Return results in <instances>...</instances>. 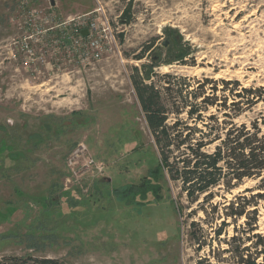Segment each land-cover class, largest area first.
I'll return each mask as SVG.
<instances>
[{
	"label": "rangeland",
	"instance_id": "1",
	"mask_svg": "<svg viewBox=\"0 0 264 264\" xmlns=\"http://www.w3.org/2000/svg\"><path fill=\"white\" fill-rule=\"evenodd\" d=\"M38 10L51 18L52 29L36 33L32 54L17 50L18 24L28 20L22 13ZM106 22L117 45L103 31ZM78 25L91 36L79 39L73 31ZM94 38L105 50L99 59ZM151 58L154 71L172 74L176 84L186 77L193 87L204 78L264 87V0H0V258L214 263L209 247L197 251L190 236L195 222L210 243L205 216L161 168L131 82L133 68L141 70ZM262 114L258 104L234 122L249 126L257 120L264 130ZM211 115L222 119L215 108L203 119L209 122ZM79 145L85 146L79 162L90 157L103 169L95 175L80 168L66 185L67 160ZM258 182L246 180L230 193L214 189L220 193L212 204L224 202L220 194L230 200L247 188L253 190L247 197L260 192ZM130 187L147 196L129 200L122 190ZM250 200L257 202L264 235V199Z\"/></svg>",
	"mask_w": 264,
	"mask_h": 264
},
{
	"label": "trees",
	"instance_id": "2",
	"mask_svg": "<svg viewBox=\"0 0 264 264\" xmlns=\"http://www.w3.org/2000/svg\"><path fill=\"white\" fill-rule=\"evenodd\" d=\"M128 11L122 13L121 21ZM150 49L147 47L136 59H142ZM187 54H181L179 61ZM155 63L151 58L150 64L143 65L141 70L134 67L131 82L161 168L179 186L181 196L190 205H199L205 216L203 220L212 232L207 244L208 235L203 228L195 222L189 224L196 228L190 232L196 250L201 251L207 245L214 261L204 258L196 264H264V235L258 231L257 202L250 200L264 199V130L257 120L249 126L234 122L258 104L264 111V87L253 84L244 87L237 79L210 78L197 81L193 87L186 82V77H179L181 84H176L172 74L155 72ZM157 78H162L164 84L157 85ZM217 92L221 96L215 95ZM210 108L220 112L222 119L211 115L209 122L205 121L203 115ZM261 118L264 124V114ZM169 119L172 120L169 122ZM253 179L259 180L255 190L260 192L247 197L246 193L253 191L247 188L230 200L220 194L224 202L212 204L220 193L214 189L230 193ZM122 193L129 200L137 195L144 200L147 196L146 191L133 193L132 187ZM231 225L232 233L228 234L227 228ZM0 264L61 263L31 256H2Z\"/></svg>",
	"mask_w": 264,
	"mask_h": 264
},
{
	"label": "built area",
	"instance_id": "3",
	"mask_svg": "<svg viewBox=\"0 0 264 264\" xmlns=\"http://www.w3.org/2000/svg\"><path fill=\"white\" fill-rule=\"evenodd\" d=\"M43 10H38V11H34V12H24V15L22 13L21 18L24 17H28V20L24 21L23 24V19L22 22H20L18 24V33L19 35H21L22 39L13 42V45L16 46L17 50L18 48L21 50H24L26 53L32 54V48L30 43H39L38 38L33 39V37L37 34L36 33H41L42 30L46 31L48 29H52V27H50L48 25L49 23V19L51 21V18L48 15H44ZM42 22L43 25H40L39 23ZM85 22V20H84ZM92 28L94 29V25H92ZM64 29H66V31L68 32L70 27L69 24H65L64 25ZM82 30L83 27L82 26H76L74 28V32L78 35L79 39H87L89 38L91 35V30L87 31L86 35L82 34ZM103 31H108L109 32V37L111 39L110 43L117 45L116 39H115V35L113 33V30L110 26V24L108 22H106V24L103 25ZM102 36H99V38H101ZM20 42V46L19 45ZM102 41L99 40L98 38H94L91 41L92 46L95 49V53H94V58L95 59H99L100 55L102 52H104L105 50H103V47L101 46ZM107 44V43H106ZM38 45V44H37ZM83 46L85 47V44L83 43H79V46ZM108 47V44H107ZM21 54V51H18V56L14 54L15 57H19V55ZM45 60H43L42 62H44ZM85 150V146L83 145H79V147L73 152V154L71 155L70 158H68L67 160V164H68V176L70 175V178H66V185L67 183H71L73 180V176H78L81 172H80V168H86L87 172H91V173H96L95 175H100L103 169V164L102 163H96L94 161L93 158L90 157H85L84 158V162L81 164L79 162V158L80 156L83 154ZM83 157V156H81ZM79 165H81V167H79ZM99 173V174H97Z\"/></svg>",
	"mask_w": 264,
	"mask_h": 264
},
{
	"label": "water",
	"instance_id": "4",
	"mask_svg": "<svg viewBox=\"0 0 264 264\" xmlns=\"http://www.w3.org/2000/svg\"><path fill=\"white\" fill-rule=\"evenodd\" d=\"M50 2H51V5H54V0H50ZM82 34L83 35H86L87 34V31L86 30H82ZM166 44H164V46H165Z\"/></svg>",
	"mask_w": 264,
	"mask_h": 264
}]
</instances>
